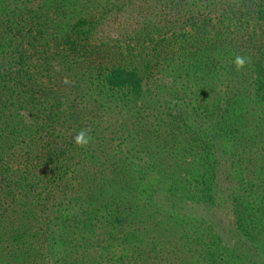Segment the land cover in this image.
Here are the masks:
<instances>
[{"label":"trees","instance_id":"1","mask_svg":"<svg viewBox=\"0 0 264 264\" xmlns=\"http://www.w3.org/2000/svg\"><path fill=\"white\" fill-rule=\"evenodd\" d=\"M0 264H264V0H0Z\"/></svg>","mask_w":264,"mask_h":264},{"label":"clouds","instance_id":"2","mask_svg":"<svg viewBox=\"0 0 264 264\" xmlns=\"http://www.w3.org/2000/svg\"><path fill=\"white\" fill-rule=\"evenodd\" d=\"M246 61H247V57L237 55L233 59V64L236 67V69L239 70L245 65ZM90 139L91 137L87 136L84 130H81L74 137V142L77 145H86L89 143Z\"/></svg>","mask_w":264,"mask_h":264}]
</instances>
